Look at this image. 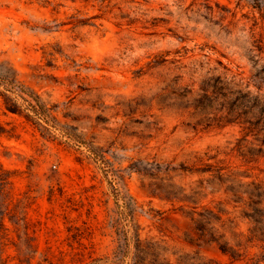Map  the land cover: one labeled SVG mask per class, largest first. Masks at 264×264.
I'll return each mask as SVG.
<instances>
[{"label": "rangeland", "instance_id": "obj_1", "mask_svg": "<svg viewBox=\"0 0 264 264\" xmlns=\"http://www.w3.org/2000/svg\"><path fill=\"white\" fill-rule=\"evenodd\" d=\"M253 3L0 0V264H264Z\"/></svg>", "mask_w": 264, "mask_h": 264}, {"label": "trees", "instance_id": "obj_2", "mask_svg": "<svg viewBox=\"0 0 264 264\" xmlns=\"http://www.w3.org/2000/svg\"><path fill=\"white\" fill-rule=\"evenodd\" d=\"M74 3L78 1H90V0H72ZM98 1V0H95ZM103 1V0H99ZM255 9L259 11L264 10V0H251ZM49 0H45V4H48ZM0 96L3 99L4 107L7 112L19 114L24 116L29 121L45 120L51 118V110L45 105L41 104L39 96L35 94L30 88H25L16 78L11 77L8 74L0 72ZM41 104V105H40ZM6 112V111H5ZM6 112V113H7ZM45 127V126H44ZM45 132L52 134L51 130L45 127ZM65 136L74 139V136L66 130H63ZM54 136V135H53ZM0 176L3 180L9 182L11 177L9 171L4 169L0 164Z\"/></svg>", "mask_w": 264, "mask_h": 264}]
</instances>
